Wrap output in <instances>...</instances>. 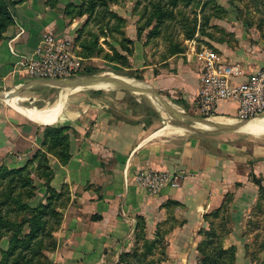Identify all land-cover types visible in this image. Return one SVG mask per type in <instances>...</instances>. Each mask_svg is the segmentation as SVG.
I'll return each mask as SVG.
<instances>
[{"label": "crops", "instance_id": "0c3cea01", "mask_svg": "<svg viewBox=\"0 0 264 264\" xmlns=\"http://www.w3.org/2000/svg\"><path fill=\"white\" fill-rule=\"evenodd\" d=\"M68 1L77 0H58L59 6ZM250 1L256 6L259 0ZM259 9L250 12L247 23L234 13L220 14L215 35L206 33L200 39L205 38L204 42L212 44L227 62H238L245 69L264 66V7ZM134 14L126 17L123 29L132 40V55L128 56L134 61L132 69L138 70L141 78L128 73H120L125 80L98 75L85 84L57 88L53 85L59 83L49 85L25 75L17 62L33 51L44 32L72 36L83 18L68 22L60 9L51 8L45 0L16 3L13 22L0 40V165H27L43 150L46 125L72 129L70 156L65 163L46 154L50 168L46 180L39 176L36 161L28 164L38 191V198L30 205L46 202L50 194L45 181L62 194L57 202L62 218L53 232L56 246L47 252L52 264H117L133 241L139 219L144 220L150 238L154 230L167 225L171 264L177 260L186 264L194 259L198 229L206 222L204 215L220 206L227 192L234 193L233 205L241 211L246 208L248 217H257V225L264 227V118L238 121L233 117L235 101L218 102L212 116L197 114L193 100L200 84V68L190 43L194 38L185 39L180 30L182 39L171 37L183 52L170 54L167 47L164 55L155 52L161 33L149 38L147 28L146 34L138 36L142 19ZM103 80L110 82L99 86ZM122 82V87L92 88ZM52 89L70 92L62 111V103H56L46 113L60 92L50 105L39 101ZM26 100L38 101L33 106L43 107H27L23 104ZM189 108L201 118L189 116ZM199 120L206 127L233 130L203 129L196 123ZM211 120L214 123L210 124ZM145 168L180 174L179 186L149 193L134 177ZM251 175L261 179L262 191Z\"/></svg>", "mask_w": 264, "mask_h": 264}, {"label": "rangeland", "instance_id": "374dc122", "mask_svg": "<svg viewBox=\"0 0 264 264\" xmlns=\"http://www.w3.org/2000/svg\"><path fill=\"white\" fill-rule=\"evenodd\" d=\"M49 3L51 8H58L62 11L63 17L67 19V21H73L75 18H82L81 23L78 27L72 31V37L74 38L75 35L78 36L79 45L81 46L82 42H90L93 38H96L97 46L102 50L98 53H94L91 57H86L84 59V66L86 68H93L94 70L98 71L92 75H82L81 77H74L70 81V83L76 84H85L91 81L94 77L98 75L106 76H116L117 78L124 79L127 78L124 76H120L121 74H131L136 75L138 74V70L132 69L134 67V61L131 57L128 58L129 64L128 67L122 66L116 60L113 62L109 58L113 54V49H116L119 52L124 53L121 49V46L126 45L127 43L124 41L123 34H120L122 23L117 31L114 30L112 27L116 25L117 22L114 18H111L107 11L103 13V7L101 6L96 7L95 11L92 13L91 17H87V15H83L82 17H74V14L77 13L75 6H80L82 4V0L77 1H68L63 6H59L58 0H45ZM155 1V0H152ZM263 0H259L256 6L251 3L250 0H182L181 3L174 9V17L171 20H166L161 26V34L157 37V47L155 52H159L163 55L166 53V47L168 48V41H171V36L175 39L179 38L182 39V35L180 34V30H185L190 27L192 24L196 23L200 25L205 31V34L208 33L211 36L215 35L216 29L218 28L217 16L220 12H224L225 14H232L234 13L235 17L241 21L247 23L250 20V12L260 10L259 7H264V3L260 2ZM187 2V3H186ZM53 3V4H51ZM147 0H139L138 3L136 0H109L107 3V8L118 14L123 21V25L125 27L127 18H133L134 13L140 15L137 12V9L140 10L145 7L148 11L152 8V5L148 4ZM260 3V5H259ZM75 5L69 7L68 5ZM68 6V7H67ZM66 10H70V13H66ZM150 12V11H149ZM137 15V16H138ZM144 15H148L145 13ZM233 16V15H232ZM246 16V17H244ZM248 17V18H247ZM131 20V19H130ZM145 20V18H143ZM143 20H141L143 22ZM141 22L139 23V25ZM124 30V29H123ZM146 32V31H145ZM143 33L142 36L146 33ZM202 39V40H201ZM200 35L196 38V43L200 44L205 43V38H201ZM173 40V39H172ZM203 42V43H200ZM210 43H205L206 46ZM161 45V46H160ZM214 49V47H213ZM216 50V49H215ZM132 55V54H131ZM131 59V60H130ZM130 68V69H126ZM121 73V74H120ZM84 76V77H83ZM135 80V79H133ZM137 81V80H136ZM110 82L108 80H103L99 86ZM126 82V81H125ZM140 82V81H138ZM72 84H64L72 85ZM143 84V83H142ZM145 86V85H144ZM98 86L92 87L93 89H109V88H116L117 86H102V88H97ZM128 87V85H127ZM125 87V88H127ZM130 87V86H129ZM146 87V86H145ZM147 88V87H146ZM67 89V88H66ZM63 89L59 90L60 95L57 98L58 90L52 89L48 93H46L45 97L48 98L40 99L43 106L50 105L55 99L57 100L54 102L53 105L49 106L48 111L54 108L56 103L60 104L61 111L62 107L66 98V94L70 91ZM82 90H92L86 87H81ZM169 98L170 96H166ZM71 99V98H70ZM48 101V102H47ZM38 102V101H37ZM37 102H30L24 101L23 104L28 105L27 107H31L32 109H39L40 107L33 106L36 105ZM18 105L22 106L20 103L17 102ZM26 106L24 107V109ZM26 111V109L24 110ZM186 113L191 117H200L196 113H194L193 109L189 108L186 110ZM52 115V114H51ZM50 115V116H51ZM264 118V115L261 116ZM50 118V117H49ZM201 118V117H200ZM214 120H211L209 123L212 124ZM257 124L260 122H256ZM262 123V122H261ZM160 126H163L164 123L159 121ZM253 124V123H252ZM56 125V124H55ZM59 126V125H58ZM67 126V125H61ZM69 127V126H68ZM72 129L69 128L68 134L70 138V134ZM187 132V131H186ZM241 144V142H240ZM245 146V145H244ZM239 185V184H237ZM234 193L227 192L223 195L220 206L223 204L222 209L217 214H213L208 218L205 222V225L198 229V241L196 244H190V248H193L194 245V262L193 260L189 259L186 261V264H200V257L201 251L208 252L210 249V240L207 238V235H203L202 231L205 232H213V240L220 242L224 247H229L233 245L235 247V264H264V227L257 225L259 223V219H250L248 217V211L245 210L241 211L235 205H233V198ZM38 198V191L37 187L34 186V189H27L23 196H21L17 201L18 202H29L32 200H36ZM12 206V205H11ZM219 207V206H217ZM216 207V208H217ZM214 210V209H213ZM212 211V210H211ZM27 212L24 210H16L13 209L12 212L8 213V217L14 221H19ZM25 228V227H24ZM211 228L210 231L207 229ZM170 229L167 228V225L164 226L161 230H154L152 233L153 237L150 238L151 233H144V236L138 238L131 242L129 247L124 250L125 256L121 258V263L117 264H171V252H170V245L171 242L169 240L170 237L169 233ZM200 231V233H199ZM169 233V234H168ZM8 236L12 234V231L7 233ZM3 237L0 240V248L6 249L8 245L9 237ZM46 241V240H45ZM52 247L48 248L45 246L41 248V255L34 259L33 264H52V261L49 259L47 252L51 251ZM200 250V252H199ZM173 264H183L181 260H177Z\"/></svg>", "mask_w": 264, "mask_h": 264}, {"label": "trees", "instance_id": "16d2710c", "mask_svg": "<svg viewBox=\"0 0 264 264\" xmlns=\"http://www.w3.org/2000/svg\"><path fill=\"white\" fill-rule=\"evenodd\" d=\"M21 0H0V40L3 37L5 28L13 22V9L16 3ZM137 3L139 0H136ZM152 5V8L141 9L140 17L143 20L137 27V34L140 36L145 29L149 28L147 37H154L161 33L160 26L168 19L171 20L174 17V9L181 3L182 0H147ZM109 0H82L80 6L68 5L69 7L75 6L77 13L74 17H82L87 15L91 17L96 7H103V13L107 11V14L111 18H114L117 22L113 25L115 31L120 28V34H123L124 41L127 43L121 46L124 53L113 49V54L110 56L111 61H117L122 66L128 67V56L132 54L131 43L132 40L125 36L124 25L122 18L107 8ZM48 3V2H47ZM187 3V2H186ZM53 4V3H51ZM67 6V7H68ZM66 13H70V10H66ZM147 13L148 15H144ZM224 14V12H220ZM219 14V15H220ZM219 15L217 17H219ZM205 31L200 25L194 23L187 29L183 30V36L185 39H196L198 35H204ZM173 38L171 37V40ZM96 38H93L90 42H82L79 45L78 36L73 38L74 43L79 47L77 53L83 57H91L94 53H98L102 49L97 46ZM168 53L174 54L183 52L184 48L179 43L168 41ZM213 48L211 46H208ZM98 71L93 68H86L80 74L92 75ZM135 77L141 78L139 74ZM178 103L179 101L176 100ZM69 127L61 125H46L43 128V150H39L35 153L33 158L28 162H37V172L40 177H46L50 173L47 153L55 155L61 163H65L69 159ZM25 165L20 168H8L7 166L0 165V240L3 237H7L10 231L12 234L9 237L8 245L6 249L0 248V264H33L34 259L41 255V248L46 246L48 248H55L56 243L53 232L58 227L62 215L57 209V202L61 198L62 194L53 190L45 181L46 191L50 194L45 203L38 202L36 205H30L29 202H18L17 200L24 195L27 189H34L33 179L31 177V171L29 166ZM255 184L259 186V190L262 191L261 179L255 178L251 175ZM223 204L214 210L204 215L205 221L213 214H217L222 209ZM12 205V206H11ZM13 209L24 210L27 212L19 221H14L8 217V213ZM25 227V228H24ZM208 231L211 228L207 229ZM206 231V230H205ZM201 230V233L207 235L210 240V249L208 252L201 251L200 264H235V247L233 245L224 247L220 242L213 240V232H205ZM145 222L142 219L137 220L134 230V240L144 236ZM200 233V231H199ZM46 240V241H45ZM200 252V250H199ZM125 256V252H122L119 256L118 263H121V258Z\"/></svg>", "mask_w": 264, "mask_h": 264}, {"label": "built area", "instance_id": "2783aa9c", "mask_svg": "<svg viewBox=\"0 0 264 264\" xmlns=\"http://www.w3.org/2000/svg\"><path fill=\"white\" fill-rule=\"evenodd\" d=\"M190 41L200 68V84L193 100L197 114L209 117L220 101H235L234 118L249 120L264 115V66L245 69L238 62H227L204 44ZM71 35L44 32L33 51L21 56L17 64L25 75L38 80H60L80 76L84 58ZM135 181L149 193L165 186L178 187L181 175L145 168L137 171Z\"/></svg>", "mask_w": 264, "mask_h": 264}, {"label": "bare ground", "instance_id": "6f19581e", "mask_svg": "<svg viewBox=\"0 0 264 264\" xmlns=\"http://www.w3.org/2000/svg\"><path fill=\"white\" fill-rule=\"evenodd\" d=\"M72 78H74V77H72ZM72 78H64V79H60V80H55V81H43L44 83H47V84H49V85H51V84H53V83H59V84H55V85H53V86H56L57 88H64L65 86H63L62 84H72V83H70L71 81V79ZM93 79H95V77L93 78ZM93 79H91V80H93ZM61 84V85H60ZM124 84V82H122V83H120V84H112L113 86H117V87H122V85ZM74 85V84H73ZM71 86V85H70ZM67 87V86H66ZM145 87V86H144ZM68 88V87H67ZM148 89V88H147ZM258 118H260V117H258ZM258 118H256V119H258ZM255 118H253V119H249V120H238V121H242V122H248V121H253V120H256ZM237 120H234V119H228V121H231V122H234V121H237ZM197 123V125H199V123H200V125H202V126H200L199 125V127H201V128H203V129H207V130H209V129H229V130H233V129H230V128H221V127H206V123H204V122H202L201 120H199V121H197L196 122ZM239 123V122H238ZM251 124V123H250ZM241 125H243L242 123H241ZM247 125V124H246ZM173 128H175V129H180V127H173ZM192 131V130H191Z\"/></svg>", "mask_w": 264, "mask_h": 264}, {"label": "water", "instance_id": "95a60500", "mask_svg": "<svg viewBox=\"0 0 264 264\" xmlns=\"http://www.w3.org/2000/svg\"><path fill=\"white\" fill-rule=\"evenodd\" d=\"M85 76H87V75H85ZM78 77H81V76H78ZM84 77V76H83ZM106 77H109V76H106ZM190 129L191 130H196L195 128H193V127H190Z\"/></svg>", "mask_w": 264, "mask_h": 264}]
</instances>
